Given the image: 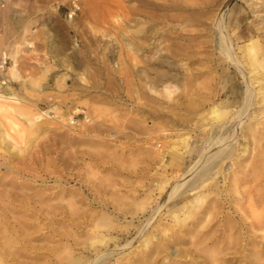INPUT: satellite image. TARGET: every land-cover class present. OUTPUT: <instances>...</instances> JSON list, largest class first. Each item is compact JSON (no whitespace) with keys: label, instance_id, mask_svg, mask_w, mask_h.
<instances>
[{"label":"rangeland","instance_id":"374dc122","mask_svg":"<svg viewBox=\"0 0 264 264\" xmlns=\"http://www.w3.org/2000/svg\"><path fill=\"white\" fill-rule=\"evenodd\" d=\"M79 3L0 0V264H264V0Z\"/></svg>","mask_w":264,"mask_h":264},{"label":"bare ground","instance_id":"6f19581e","mask_svg":"<svg viewBox=\"0 0 264 264\" xmlns=\"http://www.w3.org/2000/svg\"><path fill=\"white\" fill-rule=\"evenodd\" d=\"M230 54H232V53H230ZM255 63V62H254ZM257 63V62H256ZM249 89V88H248ZM4 144V143H3ZM88 153V152H87ZM3 164H5V162H2ZM5 167V166H4ZM74 167V166H73ZM106 167V166H105ZM7 168V167H6ZM106 168H108V167H106ZM78 174H80V173H78ZM3 177V176H2ZM6 179V178H5ZM4 178H1L0 177V186L3 188V189H1L0 190V224H6V226L8 225V220H7V218L8 217H6V212H7V208H9V206L6 204V200H5V198H3L6 194H5V192H4V190H5V186L7 185V184H9L10 183V180H5ZM15 181V180H14ZM203 181V180H202ZM22 182V184H23V181H21ZM20 182V183H21ZM192 182V181H191ZM13 183V182H12ZM13 185H14V183H13ZM16 186L15 187H17V183L15 184ZM18 186H21V185H18ZM22 187V186H21ZM25 187V186H24ZM20 188V187H19ZM18 188V189H19ZM59 193V192H58ZM37 194V193H36ZM54 194V193H53ZM9 195V194H8ZM19 195V194H18ZM20 196V195H19ZM18 196V197H19ZM25 196V195H24ZM48 196H51V195H48ZM55 196V195H54ZM17 197V196H16ZM59 197V196H58ZM7 198H9L8 196H7ZM50 198V197H49ZM60 198V197H59ZM44 199V198H43ZM47 199V198H46ZM2 200H4V201H6V202H2ZM13 200V199H12ZM42 200V199H41ZM2 202V203H1ZM11 202V201H10ZM12 204H14V203H12ZM15 205V204H14ZM13 206V205H12ZM52 207V206H51ZM65 207V206H64ZM11 208V207H10ZM13 209L14 208H17V207H12ZM26 208V207H25ZM19 209V208H18ZM17 209V210H18ZM10 210V209H9ZM16 210V209H15ZM14 210V211H15ZM33 211V210H32ZM20 212V211H19ZM67 212V211H66ZM65 212V213H66ZM8 213V212H7ZM33 214H35V213H33ZM32 214V215H33ZM70 214V213H69ZM83 214H85V213H83ZM91 214V213H90ZM71 215H72V213H71ZM31 216V215H30ZM92 216V215H91ZM86 220V219H85ZM19 221H21V220H18L17 222H19ZM15 222V221H14ZM23 222V221H22ZM24 223H27L26 221L24 222ZM23 223V224H24ZM30 223V222H29ZM28 224V223H27ZM33 224V223H32ZM11 225H12V223H11ZM11 225H9V226H11ZM16 225V224H15ZM99 225V224H98ZM5 226V229L8 227H6ZM24 226V225H23ZM103 226V225H102ZM12 227V226H11ZM58 237V236H57ZM35 239V238H34ZM6 241V240H5ZM96 241V240H95ZM97 241L98 242H103V241H105V236L104 235H102V236H100L98 239H97ZM7 242V241H6ZM106 242H107V239H106ZM96 248H97V246H95ZM20 248V247H19ZM5 252H6V250H5ZM38 253V252H37ZM48 253V252H47ZM146 257V256H145ZM47 258V257H46ZM77 259H83V257H73L71 254L70 255H68V256H65L64 257V259H60L61 261H59V262H61L60 264H71V262H74V261H76ZM65 260V261H64ZM17 261V260H16ZM20 261V260H19Z\"/></svg>","mask_w":264,"mask_h":264},{"label":"built area","instance_id":"2783aa9c","mask_svg":"<svg viewBox=\"0 0 264 264\" xmlns=\"http://www.w3.org/2000/svg\"><path fill=\"white\" fill-rule=\"evenodd\" d=\"M79 9H80L79 0H71V6L67 13L68 17L72 18Z\"/></svg>","mask_w":264,"mask_h":264}]
</instances>
